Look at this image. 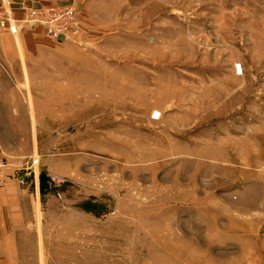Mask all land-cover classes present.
<instances>
[{"label":"rangeland","instance_id":"obj_1","mask_svg":"<svg viewBox=\"0 0 264 264\" xmlns=\"http://www.w3.org/2000/svg\"><path fill=\"white\" fill-rule=\"evenodd\" d=\"M40 1L0 32V264H264V0Z\"/></svg>","mask_w":264,"mask_h":264},{"label":"built area","instance_id":"obj_2","mask_svg":"<svg viewBox=\"0 0 264 264\" xmlns=\"http://www.w3.org/2000/svg\"><path fill=\"white\" fill-rule=\"evenodd\" d=\"M36 12L39 14V20L32 23L44 26L46 35L50 39L58 41L65 38L69 32H75V20L69 21V23L65 22L66 18L73 19L74 8L72 6H65L60 10H57V7H41ZM18 31L19 26L16 20L10 17V12L3 10V7L0 6V32L16 35Z\"/></svg>","mask_w":264,"mask_h":264},{"label":"crops","instance_id":"obj_3","mask_svg":"<svg viewBox=\"0 0 264 264\" xmlns=\"http://www.w3.org/2000/svg\"><path fill=\"white\" fill-rule=\"evenodd\" d=\"M40 0H0V5L4 7L6 10L9 12H12L13 15H18V16H24V14L28 10V3L34 2L38 3ZM43 5H50L52 0H41ZM40 1V2H41ZM30 8V7H29ZM32 27V26H30ZM16 92L13 89L10 88H5L4 90L0 89V102L1 103H7L9 104L11 100H16ZM5 107H10V105H5Z\"/></svg>","mask_w":264,"mask_h":264}]
</instances>
